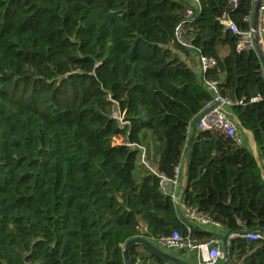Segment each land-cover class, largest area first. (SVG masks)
<instances>
[{
	"label": "trees",
	"instance_id": "trees-1",
	"mask_svg": "<svg viewBox=\"0 0 264 264\" xmlns=\"http://www.w3.org/2000/svg\"><path fill=\"white\" fill-rule=\"evenodd\" d=\"M185 8V0H0V264H126L131 238L187 234L140 150L111 144L128 127L148 166L167 176L185 168L186 204L240 233L228 264H264V240L242 236L264 234L254 156L192 128L210 96L196 55L211 56L204 77L244 99L231 111L264 158V100L249 102L264 96L261 63L219 23L227 14L248 30L253 0H200L184 22L191 48L174 39ZM108 94L129 126L109 117ZM189 234L212 236L197 226ZM144 250V260L174 264Z\"/></svg>",
	"mask_w": 264,
	"mask_h": 264
},
{
	"label": "built area",
	"instance_id": "built-area-1",
	"mask_svg": "<svg viewBox=\"0 0 264 264\" xmlns=\"http://www.w3.org/2000/svg\"><path fill=\"white\" fill-rule=\"evenodd\" d=\"M234 3L235 0H232ZM186 8L183 13L182 20L174 28V39L177 43L185 48H191L189 41L184 37V22L192 19L195 12L200 7V0H185ZM258 22L257 30L259 34V43L264 53V0H258ZM251 22V18H250ZM219 23L229 29L232 33L238 35L237 49L243 48L254 49V30L250 28L246 31L240 32L231 20L225 14L219 18ZM197 57V73L201 79L202 86L210 93L209 99L204 103L199 114V119L195 123L198 130H215L220 134L230 138L237 146H243L245 139L239 129H243L231 111V106L234 104H243L244 99H233L229 95H225L221 91L220 83L216 80L206 79L204 74L207 70L214 68L216 60L214 57L205 55H196ZM262 67V65H261ZM262 74L264 70L262 67ZM110 100L109 117L120 125L127 124L124 118V111L119 110V104L112 99L108 94ZM264 100V96L256 95L249 99V102ZM133 134L128 127L123 135H116L112 137L111 144L113 146L124 145L128 148L137 147L140 150V159L144 165L152 172L157 179V186L159 191L170 198L174 211L178 218L185 226L187 234L183 235L174 230L168 234L161 235L157 238H152L150 241L157 247L163 250L171 249L182 252L183 254H191L194 256L196 264H220L223 259L222 239L219 235L212 233L214 230H224L222 224L216 221L209 214L198 209L196 205H188L182 199L180 194V173L181 165L174 167L173 175L167 176L163 172L148 166L145 161L144 148L137 146L131 141ZM260 172H264V158L257 162ZM192 226L204 228L212 231V236L205 240H197L190 236ZM249 240H264V234L255 231H248L242 235ZM131 259V258H130ZM131 264H148L147 260L143 259V255L138 252L134 255L133 263Z\"/></svg>",
	"mask_w": 264,
	"mask_h": 264
},
{
	"label": "water",
	"instance_id": "water-1",
	"mask_svg": "<svg viewBox=\"0 0 264 264\" xmlns=\"http://www.w3.org/2000/svg\"><path fill=\"white\" fill-rule=\"evenodd\" d=\"M257 18H258V0H253V8H252V14H251V26L254 30L253 41H254L256 53L258 55V58H259L260 63L263 67V70H264V53H263V50H262L261 45L259 43V34H258V30H257V22H258ZM198 119H199V116H197L194 119V121L192 122V128L193 129H194L195 123L198 121ZM192 141H193V136H190L189 144H191ZM231 234H233L235 236L240 235V233H238V232H232V233H226L224 235H220L221 239H222V245H223L222 246L223 259H222L221 264H228V262L231 258V252H230V248H229V241L233 238V237L231 238ZM134 245H141L148 252L162 258L163 260L172 262L174 264H189L185 260L178 258L176 256H173V255L167 253L166 251L160 249L155 244H153L150 240H148L145 237H141V236L131 238V239L127 240L125 242V244L123 245V255H124V259H125L126 264H131L129 251H130L131 247H133Z\"/></svg>",
	"mask_w": 264,
	"mask_h": 264
},
{
	"label": "crops",
	"instance_id": "crops-1",
	"mask_svg": "<svg viewBox=\"0 0 264 264\" xmlns=\"http://www.w3.org/2000/svg\"><path fill=\"white\" fill-rule=\"evenodd\" d=\"M256 51V50H255ZM196 63H197V57H196ZM195 69L197 70V64H196V67ZM241 134L243 135L244 139H245V143L243 146L247 147L249 149V151L252 153V155L254 156L256 162L260 161L261 160V156L258 152V149L250 135V133H248L244 128L243 129H239ZM181 172L180 173V182H179V187H180V194H182L183 192V188L185 186V178H184V174H185V168L184 167H181ZM182 174V175H181ZM261 176H262V179L264 180V172L261 173ZM203 230H205L204 228H201ZM207 230V229H206ZM209 231V230H208ZM209 232H212V231H209ZM212 233L216 234V235H224L227 233L226 230H217V231H213ZM235 235L231 234V238L234 237ZM221 237V236H220ZM136 252H140L142 253V255H147V253L145 252L144 248L141 247V245L137 246L136 247ZM187 262V261H186ZM147 263L148 264H154L152 258H148L147 259ZM189 263V262H188Z\"/></svg>",
	"mask_w": 264,
	"mask_h": 264
},
{
	"label": "rangeland",
	"instance_id": "rangeland-1",
	"mask_svg": "<svg viewBox=\"0 0 264 264\" xmlns=\"http://www.w3.org/2000/svg\"><path fill=\"white\" fill-rule=\"evenodd\" d=\"M182 173V172H181ZM182 175V174H181ZM164 251H166L167 253L176 256L178 258H181L187 262H189V264H196L195 260H194V256L191 254H183L180 251L177 250H171V249H165L163 248Z\"/></svg>",
	"mask_w": 264,
	"mask_h": 264
}]
</instances>
